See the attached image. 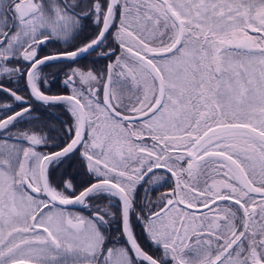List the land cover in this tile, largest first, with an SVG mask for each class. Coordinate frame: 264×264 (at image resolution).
Returning <instances> with one entry per match:
<instances>
[{
	"label": "snow or ice",
	"instance_id": "obj_1",
	"mask_svg": "<svg viewBox=\"0 0 264 264\" xmlns=\"http://www.w3.org/2000/svg\"><path fill=\"white\" fill-rule=\"evenodd\" d=\"M0 264H264V0H0Z\"/></svg>",
	"mask_w": 264,
	"mask_h": 264
},
{
	"label": "flooded vegetation",
	"instance_id": "obj_2",
	"mask_svg": "<svg viewBox=\"0 0 264 264\" xmlns=\"http://www.w3.org/2000/svg\"><path fill=\"white\" fill-rule=\"evenodd\" d=\"M90 31H94V26L89 22H84V32L81 33V36L77 39L76 43H79L80 38L88 35ZM109 42H111V37H109ZM48 50H51L49 48ZM95 53L91 56L86 57L85 59L78 60L76 65L73 66H81L87 67L91 65L92 60L95 58ZM108 63L107 60H101L100 63L96 64V68H101L102 66ZM61 66H50L43 69V72L47 74V79L50 82V94H59L65 92L61 81L63 80V72L59 71ZM66 70V69H65ZM23 95L24 93L21 92ZM35 112L33 115L39 116V121H28L20 127H28L29 124L35 125L38 127V130H42L46 132L52 138H57L62 129V122L67 123L70 121V115L68 114L66 108L64 106H55V107H45L42 104L34 103ZM43 125L42 129H39V125ZM55 129V130H52ZM60 139H63L60 137ZM71 177H75L72 181L74 185L80 186L82 181H86L87 177L84 174L83 169L80 167L78 161H73L71 167L66 163L64 166L56 169L52 174V180L54 183H62L63 180L69 179ZM143 191V190H141ZM159 191H166L165 188L161 187ZM159 191L154 194L159 195ZM153 196V198H154ZM116 225L113 224V230H115ZM140 227L137 226L136 232L140 234Z\"/></svg>",
	"mask_w": 264,
	"mask_h": 264
}]
</instances>
